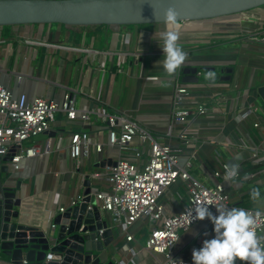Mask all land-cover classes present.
<instances>
[{"label":"crops","instance_id":"0c3cea01","mask_svg":"<svg viewBox=\"0 0 264 264\" xmlns=\"http://www.w3.org/2000/svg\"><path fill=\"white\" fill-rule=\"evenodd\" d=\"M161 31L178 33V44L186 47L187 53L182 69L196 67L203 74L197 85H213L209 113L196 121L200 127L195 126L192 131L199 139H213L200 149L191 175L201 184L212 186L210 171L212 167H218L214 154L219 155L220 162L239 163L242 175L259 167L252 163L251 148L260 152V158L264 157V129L253 126L256 120L264 122V106L255 93L257 87L264 85V6L203 22L117 29L60 25L0 28V81L4 80L15 93L25 92L29 98L41 97L55 102L61 100L67 89H72L76 108L89 111L85 127L80 121L70 122L60 112L56 113L55 122L48 130L50 135L25 145L37 143L44 149L48 142L46 150L40 157L23 160L18 171L10 170L8 181L12 184L21 182V207L18 210L26 221L32 225H47L52 213L69 206L71 200L80 199L86 180L83 172L102 174V177L90 180L91 192L108 189L105 174L109 167L100 164L115 162L120 154L117 148L108 146L109 126L102 111L105 115L136 120L154 135H161L166 130L176 75H169L163 69L162 45H158L162 44ZM250 34L260 40L250 43ZM29 37L69 49L25 45L24 41ZM106 52L113 55H104ZM120 52L129 54L125 63L120 64L117 55ZM207 68L213 70L216 80L205 77L209 72ZM223 70H231L229 81L220 80ZM154 78L159 80L155 82ZM225 107L226 112L222 113L221 109ZM251 107L253 112L248 118L240 119L239 114ZM81 132L87 133L92 142L102 144V152H93V157L81 160L78 165L70 158L68 147L69 136ZM252 188L260 189V198H251ZM225 192L232 206L264 211V177L226 182ZM160 203L169 214L179 212L187 204L180 182L167 189ZM127 233L134 237L130 242L115 232L118 243L113 242L107 250L105 262L162 264L165 261L164 255L144 250L148 234L144 222H135ZM212 234V224L207 218L194 224L181 234L171 251L173 260L189 261L192 250L199 248ZM236 264L241 261L237 260Z\"/></svg>","mask_w":264,"mask_h":264},{"label":"built area","instance_id":"2783aa9c","mask_svg":"<svg viewBox=\"0 0 264 264\" xmlns=\"http://www.w3.org/2000/svg\"><path fill=\"white\" fill-rule=\"evenodd\" d=\"M249 40L250 43H256L260 39L250 34ZM24 43L28 46L69 49L66 46L47 44L31 37ZM181 47L186 52V47ZM73 50L82 53L92 52L88 49ZM103 54L110 57L113 55L112 52ZM117 55L121 64L126 62L129 54L120 52ZM182 65L175 72L176 81L170 99L169 119L166 130L161 135L152 134L150 129L136 120L124 116L105 115L102 111L109 126L108 146L117 148L120 155L115 160V166L109 167L105 174L108 189L92 191L90 196L94 204L88 206V209H92L93 206L98 208L107 227L113 230L116 244L118 241L115 232L124 235V240L130 242L134 237L127 233L129 226L137 221L144 222L148 230L144 250L164 255L165 261L162 264H178L173 260L171 251L175 248L181 234L201 221L193 219L190 223L191 214L199 204H208L213 211L220 205L235 207L230 204L225 192L226 182H230L224 178V165L227 163L218 161V154L213 156L218 167H212L209 176L213 182L212 186L207 187L201 184L191 175L200 149L213 139H199L192 133L196 129L195 126L200 127L196 121L206 117L209 113V104L213 101L210 88L213 85L206 83L199 86L179 83ZM196 76L200 79L203 74L198 71ZM158 80L153 79L155 82ZM72 93V89H67L59 102L41 97L29 98L25 92L15 93L7 87L4 80L0 81V155L14 153L9 163L11 171H18L23 160L40 157L46 150L48 142L44 149L37 143L30 146L25 145L50 129L51 124L55 122L56 113L60 112L67 121H80L84 127L87 125L89 111L76 108ZM226 109V107L222 108L221 112L225 113ZM252 112V107L246 108L243 113L239 114V118L246 119ZM253 126L264 129V122L256 120ZM173 141L175 145L172 144ZM68 149L72 161L79 165L81 160L93 157V152L100 154L102 144L92 142L85 132L72 133L69 136ZM251 152L253 165L259 167L245 175L239 171L238 176L231 181L246 182L264 177V157L260 158V152L255 148H251ZM82 175L89 180L102 177V174L98 173L83 172ZM177 182L182 185L187 196V204L179 212L169 214L165 206L160 203V198L169 187ZM75 201L71 200L69 206H72ZM64 209L59 208L56 213H52L49 221ZM247 210L254 215L258 213L255 215V230L262 238L261 242L264 243V211ZM102 233L103 230L97 232L99 236ZM49 260H51L50 255L46 257V261ZM182 261L184 264H192V259ZM241 264H246V262H241Z\"/></svg>","mask_w":264,"mask_h":264},{"label":"water","instance_id":"95a60500","mask_svg":"<svg viewBox=\"0 0 264 264\" xmlns=\"http://www.w3.org/2000/svg\"><path fill=\"white\" fill-rule=\"evenodd\" d=\"M263 6L264 0H0V28L60 25L117 29L203 22ZM167 7L176 12L175 22L162 20ZM197 72L196 67L181 69V83L198 84ZM231 73V70L221 71L220 80L229 81ZM255 93L264 106V85L257 87ZM47 135H50L48 131L34 140ZM13 156V152L0 155V264H115L105 262L114 232L107 227L96 206L88 209L89 204H94L90 180L84 181L82 197L72 206L57 213L47 225H32L18 210L21 182L8 181ZM104 165L113 167L115 162L100 164ZM99 230H103L101 236L97 234ZM48 255L51 260L46 261Z\"/></svg>","mask_w":264,"mask_h":264},{"label":"clouds","instance_id":"9594fccd","mask_svg":"<svg viewBox=\"0 0 264 264\" xmlns=\"http://www.w3.org/2000/svg\"><path fill=\"white\" fill-rule=\"evenodd\" d=\"M162 20L175 22L176 12L172 7L163 10ZM160 40L164 55L161 63L164 71L171 75L184 63L187 53L178 44L179 35L175 31H161ZM213 76L211 71L207 72L208 78ZM224 168L225 180L231 181L238 176L240 164L228 163ZM250 196L253 200L260 198V189L252 188ZM255 215L244 208L220 205L213 211L208 204H199L191 214L190 223L193 219L207 218L212 224L213 234L211 238L204 239L199 248L192 250V264H236L237 260L246 264H264V243L255 230ZM178 264L184 262L178 261Z\"/></svg>","mask_w":264,"mask_h":264},{"label":"trees","instance_id":"16d2710c","mask_svg":"<svg viewBox=\"0 0 264 264\" xmlns=\"http://www.w3.org/2000/svg\"><path fill=\"white\" fill-rule=\"evenodd\" d=\"M6 29L8 28V27H5ZM209 80H216L217 78L216 77H212V78H208Z\"/></svg>","mask_w":264,"mask_h":264},{"label":"rangeland","instance_id":"374dc122","mask_svg":"<svg viewBox=\"0 0 264 264\" xmlns=\"http://www.w3.org/2000/svg\"><path fill=\"white\" fill-rule=\"evenodd\" d=\"M127 27H132V26H127ZM204 75H205V73H204ZM205 77L207 78V73H206ZM205 77H204V78H205Z\"/></svg>","mask_w":264,"mask_h":264}]
</instances>
